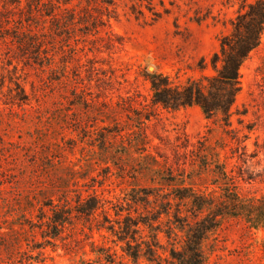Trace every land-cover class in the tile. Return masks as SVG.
Here are the masks:
<instances>
[{
    "label": "rangeland",
    "instance_id": "374dc122",
    "mask_svg": "<svg viewBox=\"0 0 264 264\" xmlns=\"http://www.w3.org/2000/svg\"><path fill=\"white\" fill-rule=\"evenodd\" d=\"M129 3L116 0L96 29H59L47 56L17 43L48 31L42 1L0 0V264H157L132 260L96 220L74 219L45 242L38 217L58 197L95 192L110 207L167 172L219 191L216 165L241 195H264V32L239 69L229 126L198 106L150 105L151 73L172 84L213 74L210 57L243 1L153 0L141 18ZM203 250L204 264H264V227L228 218Z\"/></svg>",
    "mask_w": 264,
    "mask_h": 264
},
{
    "label": "trees",
    "instance_id": "16d2710c",
    "mask_svg": "<svg viewBox=\"0 0 264 264\" xmlns=\"http://www.w3.org/2000/svg\"><path fill=\"white\" fill-rule=\"evenodd\" d=\"M36 1H42L47 12L48 31L41 38L30 36L27 42L17 43L23 47L32 45L31 48H38L47 56L51 55L49 50L59 29L75 22L96 29L103 16H113L116 4V0ZM242 1L241 10L230 23V31L219 37L218 48L210 57L213 74L187 79L182 84H172L161 73L149 74L151 106L173 110L198 106L206 118L218 119L223 126H229L230 107L240 89L239 69L259 45L264 32V0ZM129 2L128 10L136 18L144 17V9L149 12L153 9V0ZM149 116L146 114L143 119ZM214 169L219 191H202L194 187L190 177L183 181L167 172L162 182L132 188L123 202L110 207L95 192L58 197L55 202L44 204L50 208L48 216L38 217L44 226L42 238L47 243L60 238L64 227L74 219L96 220L95 229H104L123 242L122 250L132 260L144 256L157 264L162 260L166 264H204L203 242L224 220L241 218L251 227H264V195L258 198L241 195L222 165ZM109 209L114 211V219L109 217ZM160 234L168 246L161 243ZM158 250L167 252V256L163 257Z\"/></svg>",
    "mask_w": 264,
    "mask_h": 264
}]
</instances>
